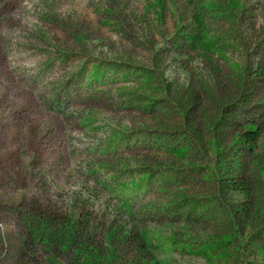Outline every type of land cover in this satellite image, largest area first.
Segmentation results:
<instances>
[{"label":"rangeland","instance_id":"374dc122","mask_svg":"<svg viewBox=\"0 0 264 264\" xmlns=\"http://www.w3.org/2000/svg\"><path fill=\"white\" fill-rule=\"evenodd\" d=\"M262 249L264 0H0V264Z\"/></svg>","mask_w":264,"mask_h":264},{"label":"trees","instance_id":"16d2710c","mask_svg":"<svg viewBox=\"0 0 264 264\" xmlns=\"http://www.w3.org/2000/svg\"><path fill=\"white\" fill-rule=\"evenodd\" d=\"M258 135H259V132L258 130H256L254 127L252 126H249L248 129L241 135V137L248 143H250V145H254L255 142L257 141L258 139ZM149 180V179H148ZM138 185H136V188L138 189ZM73 226V225H72ZM72 226L68 227L67 228V231H68V234H66L65 236L70 238L73 236V232H72ZM43 228L46 230V226H43ZM262 253L264 254V249L261 250ZM203 258L205 259H210V254L208 252H200V254Z\"/></svg>","mask_w":264,"mask_h":264}]
</instances>
